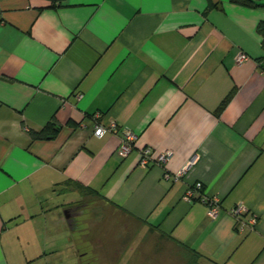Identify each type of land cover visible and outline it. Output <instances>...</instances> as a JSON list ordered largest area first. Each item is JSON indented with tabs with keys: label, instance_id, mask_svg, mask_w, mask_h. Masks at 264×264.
Listing matches in <instances>:
<instances>
[{
	"label": "crops",
	"instance_id": "obj_1",
	"mask_svg": "<svg viewBox=\"0 0 264 264\" xmlns=\"http://www.w3.org/2000/svg\"><path fill=\"white\" fill-rule=\"evenodd\" d=\"M261 21L264 6L231 0H0V264H122V240L98 235L122 220L161 264H191L190 249L264 264ZM97 113L118 129L95 135ZM51 119L58 135L33 139ZM147 146L172 155L144 167ZM199 181L216 218L185 198Z\"/></svg>",
	"mask_w": 264,
	"mask_h": 264
},
{
	"label": "built area",
	"instance_id": "obj_2",
	"mask_svg": "<svg viewBox=\"0 0 264 264\" xmlns=\"http://www.w3.org/2000/svg\"><path fill=\"white\" fill-rule=\"evenodd\" d=\"M249 59V56L245 52H240L236 58L237 63H242L243 61H246ZM100 118V114L97 113L94 115V119H96V124L94 127V134L101 137L105 135L107 132H114L118 129V123L116 121H112L108 124L100 123L97 120ZM124 139L121 144L120 151L124 156H128L135 147V142L137 140V135L127 129L124 131ZM154 151L151 147L147 146L143 148L142 150V160L141 164L144 167H148L151 163H160V164H166L168 160L170 159L172 153L170 151H165L163 153H160L156 156L153 155ZM186 168L182 169L180 172L174 174L173 179L174 181H179L184 175H185ZM203 183L197 182L193 186L188 187L186 191V199L189 201H193L196 199V194L199 192L201 194L200 200L203 201L209 209V216L212 218H216L219 215L220 211V201L218 196H208L203 192ZM246 212V209L242 206H238L232 210V213L240 217ZM251 225H254L256 223V218L253 217L251 219Z\"/></svg>",
	"mask_w": 264,
	"mask_h": 264
},
{
	"label": "rangeland",
	"instance_id": "obj_3",
	"mask_svg": "<svg viewBox=\"0 0 264 264\" xmlns=\"http://www.w3.org/2000/svg\"><path fill=\"white\" fill-rule=\"evenodd\" d=\"M91 212L93 213V215L91 214ZM94 214H95L94 211H89L87 216L85 217L86 220L88 221L87 225L89 226V229L91 228V225L94 222L93 221ZM90 219H92V222H89ZM86 220L83 221V224L85 223ZM121 223H122L121 225L111 224L113 227L112 226L110 227L107 221H105L104 223L99 222L98 223L99 224L98 235L100 236V238H103L104 236L105 238H108V239L110 237L115 240H122V248L118 249V253L116 255V256H120V255H123L124 252H126V255H124L122 258L123 259L122 264H127L129 256L135 257L134 256L135 254H137V258H139L142 261L141 263H138V264H161L159 263V259H157L156 257V256H159V254H156V253L154 254L155 249L144 247L143 242L146 239V236H145L146 231L143 229H139V226L131 223L130 220H122ZM89 234L91 233L89 232ZM131 239H135V241L137 242L136 249L134 248L127 249L125 247L128 241ZM149 239L155 240L157 239V237L156 236L149 237ZM134 250L135 252L133 254ZM151 255L153 256L151 257ZM183 264H186V262Z\"/></svg>",
	"mask_w": 264,
	"mask_h": 264
},
{
	"label": "trees",
	"instance_id": "obj_4",
	"mask_svg": "<svg viewBox=\"0 0 264 264\" xmlns=\"http://www.w3.org/2000/svg\"><path fill=\"white\" fill-rule=\"evenodd\" d=\"M54 5L55 4H61L64 0H52ZM233 3L241 4V5H248V6H264V3H259L260 0H231ZM258 33L263 37V47H264V21H261L257 27ZM264 59V57H263ZM230 97H228L226 100L223 101V103L220 106V110L224 108L226 103ZM70 124L76 125L73 121H70ZM61 129L60 124L56 121V119H51L42 130L35 131L30 130V135L33 139H54L59 131ZM191 252V264H200L198 262V258H200V254L194 251L193 249H190Z\"/></svg>",
	"mask_w": 264,
	"mask_h": 264
},
{
	"label": "water",
	"instance_id": "obj_5",
	"mask_svg": "<svg viewBox=\"0 0 264 264\" xmlns=\"http://www.w3.org/2000/svg\"><path fill=\"white\" fill-rule=\"evenodd\" d=\"M69 211H71V210H69ZM68 211V212H69ZM73 216H74V214H73ZM67 218H68V220L71 222V215L70 214H67Z\"/></svg>",
	"mask_w": 264,
	"mask_h": 264
},
{
	"label": "flooded vegetation",
	"instance_id": "obj_6",
	"mask_svg": "<svg viewBox=\"0 0 264 264\" xmlns=\"http://www.w3.org/2000/svg\"><path fill=\"white\" fill-rule=\"evenodd\" d=\"M73 212H74L75 215L79 214L78 213L79 212L78 209L74 210Z\"/></svg>",
	"mask_w": 264,
	"mask_h": 264
}]
</instances>
